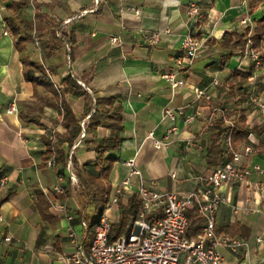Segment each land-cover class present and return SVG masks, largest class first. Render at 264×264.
<instances>
[{"label":"crops","instance_id":"crops-1","mask_svg":"<svg viewBox=\"0 0 264 264\" xmlns=\"http://www.w3.org/2000/svg\"><path fill=\"white\" fill-rule=\"evenodd\" d=\"M19 1H26L27 6L19 10L10 6ZM191 3L200 8L197 20L186 14ZM11 16L25 19L23 30L31 35L27 54L35 62L44 59L59 90L71 74L85 84L94 100L114 98L121 103L123 140L118 150L109 152L117 157L109 175V195L128 173L125 161L133 158L142 180L156 190L185 195L197 188L194 176L221 166L207 162V150L218 133L214 124L222 123L219 144L224 154L230 153L229 128L246 109L248 137L236 150L244 152L246 146H252L255 152L245 155L242 164H259L262 172L242 184L220 188L229 202L220 205L216 213V232L247 242L236 251L220 248L229 264H264V133H257L264 122L249 102L237 103L240 90L231 86L235 71L249 73L253 63L245 51L231 53L220 43L225 34H240L246 26L254 34L256 22L264 17V0H0V179L7 178L0 184V263L66 264L63 258L73 251L67 235L69 222L52 203L64 202L75 213L72 223L87 249L93 238L91 226L101 213L85 207L76 190L78 183L65 179L64 195L53 189L54 171L43 164L44 138L57 135L56 145L66 147L61 135L67 129L54 94L24 76L21 53L7 22ZM141 29L169 31L162 34L159 43L150 45L140 38ZM63 31L72 32L73 44L69 45ZM187 33L198 35L205 43L191 68L182 74L185 84L173 90L162 75L182 54ZM112 35H120L122 45L113 44ZM259 52L263 56L264 38ZM197 87H207L211 98H198ZM242 92L248 96L259 93L264 99V68L257 85L248 81ZM65 99L81 118L80 123H88L85 99L70 93ZM12 101H16L18 112L10 114L6 110ZM168 105L184 106L196 117L190 124L179 117L178 133L171 136L168 145L158 148L147 135L153 132L157 138L164 137L172 123L163 118ZM109 134L107 127L86 126L85 135L76 139L80 143L70 152L80 165L95 163L93 142L107 139ZM89 169L98 173L93 166ZM139 182L138 176L132 177L118 204L110 207L112 235L129 199L134 196L138 200ZM38 193L45 197L40 200L42 205ZM5 196L7 199L1 201ZM39 205L47 207L45 215ZM190 212L200 216L194 209L188 215ZM134 221L127 219L124 228L132 230ZM204 226L203 218L200 232L189 237L202 234ZM124 234L128 233L120 235Z\"/></svg>","mask_w":264,"mask_h":264},{"label":"built area","instance_id":"built-area-1","mask_svg":"<svg viewBox=\"0 0 264 264\" xmlns=\"http://www.w3.org/2000/svg\"><path fill=\"white\" fill-rule=\"evenodd\" d=\"M186 14L193 19L200 18V8L196 3H191L186 8ZM169 29L143 30L139 32L140 38L150 44L159 43L161 36ZM110 41L113 44L122 45L123 39L120 35H112ZM205 39L194 33H187L182 42V54L175 59L171 69L163 73L162 77L171 85L173 90L185 84L182 74L188 71L194 63L195 57L203 47ZM38 45V44H37ZM38 47V46H37ZM245 53L251 58L253 63L249 84L257 85L263 71L261 53L253 48L251 33L247 36ZM70 59V55H68ZM47 76L53 80V73L42 60ZM84 84V83H83ZM218 84V81H214ZM58 88V85L55 84ZM198 98H211L207 87L194 89ZM249 103L254 112L263 117L264 122V99L259 93H251ZM8 113L18 112L16 101L8 106ZM179 117L185 123L194 121L196 114L187 113L184 106L168 105L164 108L163 118L171 121L169 128L163 138H157L153 132H149L147 138L152 139L156 147L168 145L170 138L176 135L179 127L176 124ZM82 127L81 136L85 135V121L80 123ZM231 125L228 141L231 146ZM51 139L56 143V137L51 135ZM80 143L76 140L73 147ZM252 146H246L244 152L232 151V158L223 165L214 168L208 174L194 176L199 182V186L185 195H180L173 190L159 191L147 185L142 180V173L136 165L135 158L125 161L128 173L121 183L109 195L104 211L100 214L98 221L93 227V238L89 248H85L79 234L73 225L75 213L69 209L64 202L55 201L52 203L54 209L64 212L69 222L67 235L73 251L63 259L66 264H229L223 254L221 247H228L236 251L241 246H247V242L231 235H218L216 232V213L220 205L229 202L227 195L223 194L220 188L223 185H238L244 183L248 178L254 177L256 173L262 172L259 164L244 166L243 157L254 153ZM72 151L67 162L69 177L72 182H77V175L73 168ZM47 165L54 171L55 183L53 189L56 193L64 195V175L54 158L47 161ZM138 176L140 182L136 191L139 201V211L134 221L133 229L130 233L120 235L116 239H111L112 221L109 215L111 206L118 204L120 196L126 187L131 184L132 177ZM7 178L0 179V184L4 185ZM194 209L205 219L203 233L197 237H189L187 228L190 225L188 211ZM0 219H2L0 215ZM81 224L85 227L86 221ZM9 239V238H6ZM261 240V238H258ZM2 264V263H0Z\"/></svg>","mask_w":264,"mask_h":264},{"label":"trees","instance_id":"trees-1","mask_svg":"<svg viewBox=\"0 0 264 264\" xmlns=\"http://www.w3.org/2000/svg\"><path fill=\"white\" fill-rule=\"evenodd\" d=\"M15 10L23 9L27 6L26 1H19L10 5ZM8 26L14 35L15 46L21 53V60L23 62V72L27 80L39 83L47 87L56 97L57 104L60 110L61 122L66 127L67 131L61 135V143H66V147L56 145L51 137L44 138L46 144V151L43 155V164L46 166L50 158H54L55 162L60 168V172L64 175L67 181H71L67 169V162L70 155V150L73 147L75 140L82 134V127L80 119L77 118L67 104L65 95L70 93L77 97H83L86 103V112L84 116H88V123L85 122L87 128L96 129L98 126L107 127L110 129V134L107 139L93 142L94 148L97 152V160L95 163H86L80 165L72 154L73 168L77 175L78 183L76 190L78 194L85 200V207L92 206L97 212L102 213L109 198V175L113 168L117 157L109 154L111 150H118L121 147L123 140V114L122 105L114 98L98 97L93 99L92 94L86 89L85 84L81 83L74 75H68L62 82L63 89L60 90L55 86L54 82L47 76L44 65L41 62H35L30 59L27 54V45L31 40L29 32H24L23 24L25 19L20 16H11L7 18ZM254 34L251 33L249 26L244 27L243 31L233 34H225L221 40V45L231 49V53L235 50L244 52L247 44V36L251 33V41L253 48L262 50V39L264 38V17L256 22V27L253 29ZM66 36L69 45L73 44L72 32L62 33ZM258 50V51H259ZM262 64L264 66V54L261 56ZM251 73H244L235 71L232 77V88H239L240 98L237 101L239 105L244 102H249L250 95L242 92L244 85L249 81ZM88 85V81L85 82ZM214 127L218 129L217 136L213 139L212 144L207 150V162L210 165H223L232 158V151L236 150L240 144L248 137L249 124L246 119V109L240 111L238 119L233 123L231 132V148L230 153L224 154L219 144L221 135L224 131L221 122H216ZM230 130V128H229ZM259 135L264 133V124L257 129ZM57 138V135H54ZM90 166L95 167L98 173L89 169ZM5 196L1 201L6 200ZM39 204L40 200H45L43 193H38ZM39 205V207H41ZM42 214L45 215L47 207L39 208ZM139 211V202L136 197L132 196L124 211V216L120 221L118 227L111 233V239H116L122 232L129 233L131 228H124L127 219L133 222ZM190 225L187 228V235L191 236L200 232L202 217L189 213ZM87 223V222H86ZM96 223V222H95ZM95 223L91 226L94 227Z\"/></svg>","mask_w":264,"mask_h":264},{"label":"rangeland","instance_id":"rangeland-1","mask_svg":"<svg viewBox=\"0 0 264 264\" xmlns=\"http://www.w3.org/2000/svg\"><path fill=\"white\" fill-rule=\"evenodd\" d=\"M41 59V58H40ZM42 60L44 61V59L42 58ZM45 62V61H44ZM50 70H51V68H50Z\"/></svg>","mask_w":264,"mask_h":264}]
</instances>
